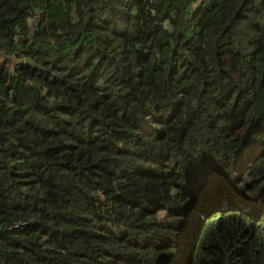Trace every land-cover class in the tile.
Instances as JSON below:
<instances>
[{"label":"trees","instance_id":"16d2710c","mask_svg":"<svg viewBox=\"0 0 264 264\" xmlns=\"http://www.w3.org/2000/svg\"><path fill=\"white\" fill-rule=\"evenodd\" d=\"M0 264H264V0H0Z\"/></svg>","mask_w":264,"mask_h":264},{"label":"water","instance_id":"95a60500","mask_svg":"<svg viewBox=\"0 0 264 264\" xmlns=\"http://www.w3.org/2000/svg\"><path fill=\"white\" fill-rule=\"evenodd\" d=\"M25 63H26L27 65H29V66L34 67L35 69H38V70H41V71L44 70V68H43L42 66L38 65L37 63H35V62L32 61L31 59H27Z\"/></svg>","mask_w":264,"mask_h":264},{"label":"clouds","instance_id":"9594fccd","mask_svg":"<svg viewBox=\"0 0 264 264\" xmlns=\"http://www.w3.org/2000/svg\"><path fill=\"white\" fill-rule=\"evenodd\" d=\"M40 11H41V9H36L37 14H39ZM27 23H28V26L31 27L32 23H33V18L29 17Z\"/></svg>","mask_w":264,"mask_h":264},{"label":"built area","instance_id":"2783aa9c","mask_svg":"<svg viewBox=\"0 0 264 264\" xmlns=\"http://www.w3.org/2000/svg\"><path fill=\"white\" fill-rule=\"evenodd\" d=\"M33 23H37L39 21V16L36 15V16H33Z\"/></svg>","mask_w":264,"mask_h":264}]
</instances>
